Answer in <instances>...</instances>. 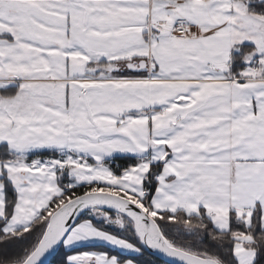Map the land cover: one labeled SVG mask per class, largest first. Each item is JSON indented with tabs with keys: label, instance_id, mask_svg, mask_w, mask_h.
<instances>
[{
	"label": "snow or ice",
	"instance_id": "6c2138e0",
	"mask_svg": "<svg viewBox=\"0 0 264 264\" xmlns=\"http://www.w3.org/2000/svg\"><path fill=\"white\" fill-rule=\"evenodd\" d=\"M145 249L264 264V0H0V264Z\"/></svg>",
	"mask_w": 264,
	"mask_h": 264
},
{
	"label": "trees",
	"instance_id": "16d2710c",
	"mask_svg": "<svg viewBox=\"0 0 264 264\" xmlns=\"http://www.w3.org/2000/svg\"><path fill=\"white\" fill-rule=\"evenodd\" d=\"M125 163L124 160H121L119 158H117L114 161V164H123ZM112 230V229H109ZM82 251L85 250H108V248L106 246H102V245H94V246H88L85 247L83 249H81ZM113 251V254H116L117 251ZM128 258H132V257H128ZM138 264H167L159 259H157L156 257L152 256L151 254H149L146 250H144L143 255H140L138 257H136ZM59 260H60V256L58 254L55 255V257L52 259L50 264H59Z\"/></svg>",
	"mask_w": 264,
	"mask_h": 264
},
{
	"label": "water",
	"instance_id": "95a60500",
	"mask_svg": "<svg viewBox=\"0 0 264 264\" xmlns=\"http://www.w3.org/2000/svg\"><path fill=\"white\" fill-rule=\"evenodd\" d=\"M149 254L156 257L157 259L167 263V264H179V262L172 257L167 256L166 254H163L157 250L152 249H145ZM56 254H53L51 256H48L47 260L45 261V264H50L52 259L55 257Z\"/></svg>",
	"mask_w": 264,
	"mask_h": 264
},
{
	"label": "crops",
	"instance_id": "0c3cea01",
	"mask_svg": "<svg viewBox=\"0 0 264 264\" xmlns=\"http://www.w3.org/2000/svg\"><path fill=\"white\" fill-rule=\"evenodd\" d=\"M96 245H102V246H106L104 245L103 243H100V244H96ZM86 246H94V245H86ZM108 248V246H106ZM85 251H88V250H85ZM114 251H117V250H114Z\"/></svg>",
	"mask_w": 264,
	"mask_h": 264
}]
</instances>
